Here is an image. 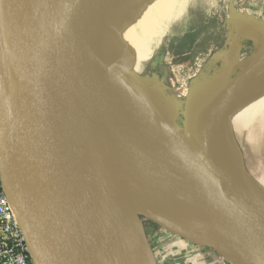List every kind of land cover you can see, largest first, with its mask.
Here are the masks:
<instances>
[{"label":"bare ground","instance_id":"obj_1","mask_svg":"<svg viewBox=\"0 0 264 264\" xmlns=\"http://www.w3.org/2000/svg\"><path fill=\"white\" fill-rule=\"evenodd\" d=\"M108 1L85 3L93 78L79 152L86 156L89 183L84 189L86 225L77 234L73 264H136V248L144 262L151 264L149 245L138 231L130 199L163 219L176 215L180 221L175 224L187 233L252 256L229 219L225 191L210 190L197 175H186L182 169L189 160L182 146L162 138L163 130L154 126L150 116L160 109L169 122L178 111L180 102L168 101L165 85L157 75L148 74L146 64L152 43L165 33L168 20L181 14L187 0H116L111 20L105 23ZM101 3L108 10L105 13ZM263 125L261 68L218 115L210 151L238 190L262 209L264 178L246 173L235 143L237 137L240 142L244 137H259ZM194 144L206 153L205 136ZM212 158L209 174L222 185V174Z\"/></svg>","mask_w":264,"mask_h":264},{"label":"water","instance_id":"obj_2","mask_svg":"<svg viewBox=\"0 0 264 264\" xmlns=\"http://www.w3.org/2000/svg\"><path fill=\"white\" fill-rule=\"evenodd\" d=\"M85 3L0 0L1 170L36 264H73L77 234L84 225L89 175L79 148L86 135L93 78ZM241 20L251 23L245 15ZM261 68L264 54L217 104L201 135L193 136L153 113L161 137L175 140L186 153L189 165L183 172L197 175L210 190L225 191L229 219L253 252L236 254L248 264H264V209L240 192L214 161L210 134L218 115ZM202 136L206 153L194 144ZM210 157L222 174V185L209 174Z\"/></svg>","mask_w":264,"mask_h":264},{"label":"rangeland","instance_id":"obj_3","mask_svg":"<svg viewBox=\"0 0 264 264\" xmlns=\"http://www.w3.org/2000/svg\"><path fill=\"white\" fill-rule=\"evenodd\" d=\"M113 1L116 0L107 2L109 11L101 3L102 13L107 10L108 13L107 11L106 13L109 15L108 21L105 20V23L111 20ZM253 1L255 0H187L181 14L176 19L168 20L165 33L158 37L159 41H154L151 45L152 51L148 60L151 64L148 65V62L146 64L148 74L157 75L165 85L168 101L182 103L184 100L188 76L187 72H184L180 67L192 66L198 57L209 53L216 47V44H222L224 36L232 32V19L236 18L239 23L242 8L250 6ZM245 16L247 15L245 14ZM172 43L174 47H179L178 53H174L175 49L172 47ZM246 50L253 52L249 48ZM263 53L257 57L255 63L261 59ZM248 63L245 64V67L248 66ZM180 103L176 117L173 120L168 119L169 122H167L176 127H180L181 124L179 115L182 104ZM155 114L159 120L165 121L162 110L157 109ZM150 116L153 117V114L151 113ZM258 133L259 135L264 134V125ZM236 139V150L246 173L254 179L264 178V137L255 139L244 137V142H240L238 137ZM130 203L138 231L143 236L145 235L150 247L147 245L153 259L152 263L244 264L243 259L228 247L187 235H179L167 227L165 224L186 231L175 224L176 220L180 221L176 215H165L166 217L163 219L159 215L152 214L136 201L130 199ZM140 212L148 216H143ZM83 224L86 225V219ZM184 246L186 249H182ZM140 256L136 248V257Z\"/></svg>","mask_w":264,"mask_h":264},{"label":"crops","instance_id":"obj_4","mask_svg":"<svg viewBox=\"0 0 264 264\" xmlns=\"http://www.w3.org/2000/svg\"><path fill=\"white\" fill-rule=\"evenodd\" d=\"M242 10L241 15L246 14L251 23L242 20L237 23L236 18L232 19V32L221 47L198 57L192 66L180 67L188 76L179 115L180 128L193 136L201 135L209 128L217 104L264 52V0H255ZM248 48L253 52H247ZM259 137H264V134ZM165 225L179 235L199 238ZM149 256L151 264H154L150 252ZM143 259L142 256L136 257V264H146Z\"/></svg>","mask_w":264,"mask_h":264},{"label":"built area","instance_id":"obj_5","mask_svg":"<svg viewBox=\"0 0 264 264\" xmlns=\"http://www.w3.org/2000/svg\"><path fill=\"white\" fill-rule=\"evenodd\" d=\"M0 264H36L24 228L17 215L13 199L4 182L1 158Z\"/></svg>","mask_w":264,"mask_h":264},{"label":"trees","instance_id":"obj_6","mask_svg":"<svg viewBox=\"0 0 264 264\" xmlns=\"http://www.w3.org/2000/svg\"><path fill=\"white\" fill-rule=\"evenodd\" d=\"M242 22H243V21H242ZM186 35H187V34H186ZM186 35H185V36H186ZM227 36H228V34H227L226 36H224V40H223L222 44H220V45H217V44H216V47H215V48H217V47H221V46L225 43V40H226ZM172 47H174V46H173V43H172ZM174 49H175V52H174V53H178V52H179V47H178V46H177V47L175 46ZM184 59H185V58H184ZM180 62H181V61H180ZM179 64H181V63H179Z\"/></svg>","mask_w":264,"mask_h":264}]
</instances>
